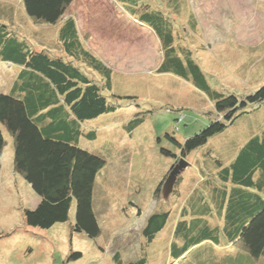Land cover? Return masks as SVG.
I'll list each match as a JSON object with an SVG mask.
<instances>
[{"label":"trees","instance_id":"16d2710c","mask_svg":"<svg viewBox=\"0 0 264 264\" xmlns=\"http://www.w3.org/2000/svg\"><path fill=\"white\" fill-rule=\"evenodd\" d=\"M19 1L26 16L38 26L28 29L26 36L20 35L12 20H5L11 18L15 5L7 7L8 13L0 20V63L15 66L10 73L13 84L7 89L0 88V162L6 135H10L14 141L12 168L39 196L37 205L25 210L28 226L49 229L67 222L74 205L71 229L96 238L102 229L94 193L107 160L97 151L94 142L99 138V130L107 125L105 116L117 110L118 104L110 96L130 102L136 97L113 91L114 70L87 46L76 16H66L75 0ZM119 1L127 11L132 10L129 14L139 24L143 23L156 35L162 53L157 72L193 81L216 100L218 117L184 141L167 134L178 152L163 151L173 157V165L185 158L191 160L193 167L202 168L201 174L208 178L201 183L199 193H195L204 201L206 198L218 200L219 205L224 200L230 201L225 215L226 231L240 236L253 256L264 257V131L236 145L231 156L208 148L207 155L204 152L191 157L192 151L205 146L240 115L259 107L264 102V85L244 96L218 92L208 83L194 51L181 43L171 18L166 17L163 7H157V0ZM54 27L58 31L51 38L48 32ZM58 47L61 51L55 49ZM107 89L110 94L105 92ZM207 164L218 168L217 176L213 171L207 172ZM167 176L156 189L157 193L162 192ZM217 180L219 183L213 185ZM175 193L174 190L173 197ZM195 195L190 203L198 206ZM161 208L145 218L137 255L123 260L116 251L113 256L116 264H157L162 255L166 258L168 250L173 259L169 264H173L174 258L179 260L212 232L206 229L203 217L190 222L179 219L175 225L176 240L170 245L166 230L173 227L176 212L166 205ZM237 208L241 212L238 218L234 212ZM185 212L188 215L187 208ZM82 256V252L75 251L70 259ZM164 263L161 258L159 264Z\"/></svg>","mask_w":264,"mask_h":264},{"label":"rangeland","instance_id":"374dc122","mask_svg":"<svg viewBox=\"0 0 264 264\" xmlns=\"http://www.w3.org/2000/svg\"><path fill=\"white\" fill-rule=\"evenodd\" d=\"M172 1L160 0L161 7L181 43L194 51L213 89L244 96L264 85V0ZM67 14L76 16L87 46L114 70L113 91L136 97L130 102L110 96L117 110L105 116L107 125L94 142L107 160L94 193L102 232L90 238L73 231L74 205L69 221L49 229L25 223V210L35 207L39 196L12 168L14 141L6 135L0 162V264H116V251L123 260L133 256L144 218L162 209L170 197L156 192L175 162L163 150L178 152L167 134L184 141L218 117L216 100L193 81L157 72L162 61L157 38L139 29L137 20L134 27L128 24L119 7L107 0H76ZM56 30L48 32L51 38ZM2 79L9 88V71L0 73ZM263 131L264 102L192 151L191 157L208 148L231 156L236 145ZM75 251L83 256L70 259Z\"/></svg>","mask_w":264,"mask_h":264},{"label":"crops","instance_id":"0c3cea01","mask_svg":"<svg viewBox=\"0 0 264 264\" xmlns=\"http://www.w3.org/2000/svg\"><path fill=\"white\" fill-rule=\"evenodd\" d=\"M107 1L110 3V6L119 7V10L121 11V13L126 15V22L128 24H132L133 27L136 25L135 23H133L134 20L136 19H134L129 14V13H133L132 10L127 11L125 5L122 4L123 3L122 1H119L120 3L118 2V0H107ZM157 1H158L157 7H160L161 6L160 0H157ZM2 3H4L5 5ZM9 6H14L15 9H14V12L12 13L11 18L8 17V19H5V20H7L6 22H10L12 20L11 22L13 26L15 27V30H17L20 33V35L23 34L26 36L29 33L28 29H30L31 31L32 28L37 27L26 16L19 0H0V20H3L5 18V14H7L8 13L7 10H9V8L7 7ZM66 16H68V14H66ZM78 25H79V22H78ZM137 27L139 29H142V31L148 30L150 31V33L152 32V34H154L153 30L147 27L146 25H144L143 23H140V26L137 24ZM105 64L108 65L106 62ZM108 66L111 67L110 65ZM14 67L15 66H12L9 63H0V70H1L0 73L5 74L7 71H9V73H12V69L15 70ZM3 79H4V76H3ZM3 79L0 81V88L4 89L5 83ZM12 81L10 84H12ZM11 141H13L12 137H11ZM203 155H207V152L204 153ZM188 162L190 164L191 160H189ZM208 165L209 164H207V166ZM210 167L211 166H208L207 172L210 173L211 171H213L214 172L213 174L217 176L216 171H218V168H214L213 166L211 168ZM201 169L193 167L192 162H191V164L185 170H183L182 173L178 176L177 182L174 186L173 191L174 190L176 191V193L174 194V197L177 195L178 196L174 198L172 201H170V197L173 196L172 195L173 192H172L170 197L168 199L166 198L167 200L162 202L163 205H166L172 208V210L176 212L175 214L176 217L173 221L174 225L170 230H168L169 228L166 230L169 232V234L167 236H165L164 234V236L167 238L170 237V240L168 243L172 245V243L176 240L175 225L178 223L179 219L182 220L185 218L189 220L188 222H190L192 221V219L203 217L204 221H206V229L212 232H209L210 233L209 237H206L202 241H198L199 243L194 245L187 252V254H185L179 260L174 258L173 264H264V257L263 256L261 257L253 256L251 252L249 251V249L244 244V242L240 239V236L236 237L226 231L227 228H225V215L226 216L228 215V211L230 208V204H229L230 201L224 200L223 204L219 205L220 203L218 200L215 201V199L206 198V200L204 201L201 198V195L196 194V193H199V190L202 189L201 183L203 184V182L208 178L204 176V174L203 175L201 174ZM103 171L104 170H102L101 173ZM181 177H182V180H180ZM178 180H180V183L177 185ZM214 183L218 184L219 180L213 181V185ZM230 188L231 186L229 184L228 189ZM204 191L207 194V191L206 190ZM201 194L203 193L201 192ZM194 195H195V198L199 199V200L197 199V202L200 203L198 204V206L196 204L190 203V198L193 197ZM202 206L205 208L203 209ZM185 208H187L188 215L185 212ZM218 211H220V213L221 212L223 213L221 215H218L219 214ZM234 212L236 213L235 217L237 218L241 215L240 209L238 208L235 209ZM192 213L194 214L193 217H192ZM145 223L146 221L144 218L143 225ZM229 228H232V225H230ZM139 243H141V239ZM139 249H140V244L138 245L137 249L133 250L134 254L132 253V255L136 256L137 253L139 252ZM169 251L171 252V250H168L167 252L168 255L166 254V258L164 255H162V259L165 262L164 264H169L173 260L169 254Z\"/></svg>","mask_w":264,"mask_h":264},{"label":"water","instance_id":"95a60500","mask_svg":"<svg viewBox=\"0 0 264 264\" xmlns=\"http://www.w3.org/2000/svg\"><path fill=\"white\" fill-rule=\"evenodd\" d=\"M188 166H189V162L185 158L180 159L178 163L171 166L170 172L162 188V193L165 198H168L171 195V193L173 192L174 186L177 182L178 176Z\"/></svg>","mask_w":264,"mask_h":264},{"label":"clouds","instance_id":"9594fccd","mask_svg":"<svg viewBox=\"0 0 264 264\" xmlns=\"http://www.w3.org/2000/svg\"><path fill=\"white\" fill-rule=\"evenodd\" d=\"M171 168V167H170Z\"/></svg>","mask_w":264,"mask_h":264}]
</instances>
